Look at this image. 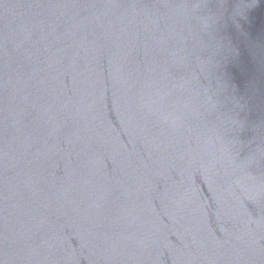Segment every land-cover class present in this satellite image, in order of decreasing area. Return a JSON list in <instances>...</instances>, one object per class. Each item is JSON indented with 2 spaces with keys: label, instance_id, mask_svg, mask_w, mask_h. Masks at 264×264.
I'll use <instances>...</instances> for the list:
<instances>
[{
  "label": "water",
  "instance_id": "water-1",
  "mask_svg": "<svg viewBox=\"0 0 264 264\" xmlns=\"http://www.w3.org/2000/svg\"><path fill=\"white\" fill-rule=\"evenodd\" d=\"M0 264H264V0H0Z\"/></svg>",
  "mask_w": 264,
  "mask_h": 264
}]
</instances>
